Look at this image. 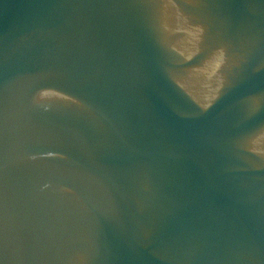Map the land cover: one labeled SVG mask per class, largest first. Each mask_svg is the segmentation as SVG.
Returning <instances> with one entry per match:
<instances>
[{
	"label": "water",
	"instance_id": "water-1",
	"mask_svg": "<svg viewBox=\"0 0 264 264\" xmlns=\"http://www.w3.org/2000/svg\"><path fill=\"white\" fill-rule=\"evenodd\" d=\"M0 264H264V0H0Z\"/></svg>",
	"mask_w": 264,
	"mask_h": 264
}]
</instances>
